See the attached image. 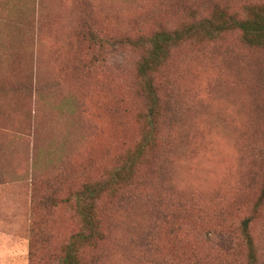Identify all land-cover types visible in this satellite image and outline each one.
I'll return each instance as SVG.
<instances>
[{
  "label": "rangeland",
  "instance_id": "1",
  "mask_svg": "<svg viewBox=\"0 0 264 264\" xmlns=\"http://www.w3.org/2000/svg\"><path fill=\"white\" fill-rule=\"evenodd\" d=\"M262 2L0 0V234L21 242L0 243V264H31L34 195L65 196L71 186L104 177L139 139L140 54L109 47L91 63L92 49L80 40L84 27L133 35L176 26L190 11L207 16L220 6L244 15L247 5ZM157 81L171 106L169 121L124 190L131 197L104 203L107 241L85 257L249 264L240 225L254 216L249 231L257 264H264V200L254 212L264 189V50L244 45L239 31L186 43ZM51 158L57 166L48 167ZM38 213L50 235L43 258L78 229V219L63 206L40 205Z\"/></svg>",
  "mask_w": 264,
  "mask_h": 264
},
{
  "label": "trees",
  "instance_id": "2",
  "mask_svg": "<svg viewBox=\"0 0 264 264\" xmlns=\"http://www.w3.org/2000/svg\"><path fill=\"white\" fill-rule=\"evenodd\" d=\"M91 28L86 25L85 31L80 34V40L92 49L91 63L103 59L109 47L128 46L140 54L134 71L135 96L143 102V109L137 114L139 139L117 156L112 169L104 177L87 180L78 188L71 186L65 196L50 193L43 198L35 195L32 197L33 218L29 245L31 264L38 259L42 260V264H104V253L97 252L89 258L85 257L87 251L97 250L107 241L109 230L102 215L104 203L112 199L123 201L129 198L130 195H125L124 190L131 188L136 182L139 170L150 159L161 139L163 125L169 121L171 106L161 94L158 76L168 65L174 52L186 43L203 45L216 42L233 31H239L244 45L264 50V2L247 5L244 15L220 6L214 7L207 16H199L195 11H190L189 18L176 26L169 27L161 23L150 32L133 35L109 37ZM51 155L49 151L48 157ZM57 164L51 158L48 167ZM34 185H37V181L33 182ZM34 190L37 194V189ZM263 200L264 189L254 212ZM40 205L46 208L63 206L70 209L78 219V229L69 234L55 251L43 258L39 255L40 249L48 243L50 235L44 222L38 217ZM253 218L254 216L245 218L240 225V233L249 249V264H257L249 231Z\"/></svg>",
  "mask_w": 264,
  "mask_h": 264
},
{
  "label": "crops",
  "instance_id": "3",
  "mask_svg": "<svg viewBox=\"0 0 264 264\" xmlns=\"http://www.w3.org/2000/svg\"><path fill=\"white\" fill-rule=\"evenodd\" d=\"M26 89V88H25ZM1 193V192H0ZM8 194V193H7ZM0 236H2L3 237V240H1L0 239V243L1 242H17V243H21L20 242V240H18V239H15L16 237L15 236H10V235H5V236H3L2 235V233L0 234ZM13 238V239H12ZM19 250H21V249H19ZM22 252V251H21Z\"/></svg>",
  "mask_w": 264,
  "mask_h": 264
}]
</instances>
